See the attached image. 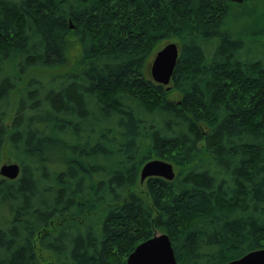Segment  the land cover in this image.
Wrapping results in <instances>:
<instances>
[{
    "label": "trees",
    "instance_id": "obj_1",
    "mask_svg": "<svg viewBox=\"0 0 264 264\" xmlns=\"http://www.w3.org/2000/svg\"><path fill=\"white\" fill-rule=\"evenodd\" d=\"M3 156L0 264H126L154 231L178 264L264 247V0H0ZM152 158L173 177L135 189Z\"/></svg>",
    "mask_w": 264,
    "mask_h": 264
},
{
    "label": "water",
    "instance_id": "obj_2",
    "mask_svg": "<svg viewBox=\"0 0 264 264\" xmlns=\"http://www.w3.org/2000/svg\"><path fill=\"white\" fill-rule=\"evenodd\" d=\"M228 1L239 3L242 0ZM177 51L178 46L172 41L163 43L155 51L148 69L151 80L162 85L168 83L175 64ZM18 171V165L15 162L0 164L1 177L13 179L18 175ZM173 175L172 165L168 161L158 158L144 161L138 170L140 181L147 176H157L170 180ZM124 262L126 264H178L174 258L170 240L163 232L152 234L136 243L125 256ZM223 264H264V247L249 250Z\"/></svg>",
    "mask_w": 264,
    "mask_h": 264
},
{
    "label": "rangeland",
    "instance_id": "obj_3",
    "mask_svg": "<svg viewBox=\"0 0 264 264\" xmlns=\"http://www.w3.org/2000/svg\"><path fill=\"white\" fill-rule=\"evenodd\" d=\"M168 41L175 42L173 39L162 40V41H159L158 43H156V45L152 48L151 55L149 56L148 60L146 61L145 66H144V70H143L144 75L149 77L148 69H149V64H150V60L152 58V55L155 53V51H157L161 47V45L163 43L168 42ZM75 53H76L75 44L72 41L68 42L67 47H66V67L69 66L73 62V60L75 58ZM63 68L64 67L57 68L56 70L60 71ZM169 96L176 97V94L171 93ZM7 162H12V161L9 160L8 158H6L5 156H3L1 161H0V164L1 163H7ZM172 168H173V172H175L174 166H172ZM138 181L139 182L135 185V189L141 188V184H140L141 181L139 180V178H138ZM153 233L156 234V233H160V232L154 231ZM36 254H37V257L39 258V264H51L52 263L50 255L46 251L41 250L39 248H36Z\"/></svg>",
    "mask_w": 264,
    "mask_h": 264
}]
</instances>
